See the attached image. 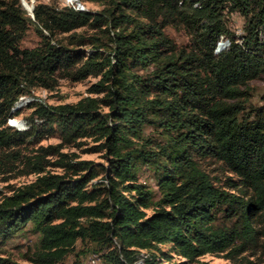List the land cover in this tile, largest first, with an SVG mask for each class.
<instances>
[{"label": "trees", "instance_id": "1", "mask_svg": "<svg viewBox=\"0 0 264 264\" xmlns=\"http://www.w3.org/2000/svg\"><path fill=\"white\" fill-rule=\"evenodd\" d=\"M109 1L104 12L37 2L32 20L17 0L0 3V125L25 87H47L55 74L99 76L74 103L34 102L28 128L0 127L2 173L35 175L1 196V238L30 224L39 234L34 264L58 262L77 240L97 245L106 264H162L172 253L175 264L206 254L264 264V94L252 104L249 87L264 76V0ZM233 12L245 18L238 43L226 25ZM29 23L38 44L20 48ZM102 25L110 48L98 42L85 54L55 38ZM167 27L183 30L188 45L178 47ZM221 34L232 46L216 55ZM148 126L158 139L143 136ZM51 134L60 141L21 152ZM83 138L106 164L61 151ZM205 162L220 164L222 184ZM139 164L154 168L157 191L139 182ZM0 264L17 263L0 256Z\"/></svg>", "mask_w": 264, "mask_h": 264}, {"label": "rangeland", "instance_id": "2", "mask_svg": "<svg viewBox=\"0 0 264 264\" xmlns=\"http://www.w3.org/2000/svg\"><path fill=\"white\" fill-rule=\"evenodd\" d=\"M13 0H0V3L5 4ZM23 1L29 4V6L34 5L37 2L48 4L53 7H61L63 4L71 5L65 0H17L18 4L23 8ZM85 8V11L89 12H104L109 7H112V3L109 0L102 1H82L81 3ZM25 15H28L25 10ZM31 19V17L28 15ZM32 20V19H31ZM244 22L245 18L237 12H233L226 16V25L229 31L235 35L234 38L239 39L244 35ZM107 28L102 25L98 28H91L89 26H82L76 28L73 31L66 33H58L55 38L63 45L68 48L80 49L85 54L90 53L93 49L92 44L98 42L108 44L110 48V41L107 35ZM110 35H112V29H110ZM165 33L173 40V42L178 47H185L189 43V36L180 29H174L172 27H167ZM228 37L230 35L225 34ZM38 36L35 32L34 26L32 24H27V28L24 31L21 39L18 41L17 45L20 48H31L38 44ZM53 44V41L51 42ZM108 48L104 46L99 47L97 51L106 55ZM142 73V71H137ZM99 76L88 75L79 81H73L68 77L59 76L55 74L52 81L48 80L49 83L47 87H25L15 102L14 107L11 109L15 112L14 115L9 116L12 118L11 124L8 125L7 119L0 127L9 126V130L22 129L24 126L28 128L31 123L35 122V116L32 114L34 110V102H40L46 105H57L63 103H74L80 98L89 95L86 89L90 84L94 83ZM251 97L250 102L252 104H257L260 101V96L264 94V76L249 82ZM101 95V94H100ZM31 105H30V104ZM107 110V107H104ZM1 118V117H0ZM1 120V119H0ZM17 127V128H16ZM144 137H153L158 139L156 130L153 127L148 126L144 128ZM60 141L58 135H43L37 140L34 145H28L27 149L20 147L21 152L25 154H30L32 150L39 146L54 145ZM96 142L92 138H83L76 140L74 143L64 144L61 151L67 154L73 153L76 157L73 160H90L94 164L104 163L106 164L105 158L102 157V152H91L87 148H90ZM31 148V149H30ZM50 161L54 160L53 156H47ZM204 166L208 172L211 174H217L221 179L220 184L224 182L225 173L221 172L220 164L205 162ZM51 172H62V168L59 167H48ZM16 170L8 171L2 173L0 168V199L2 195H8L12 189L17 186L29 183L34 180L35 175H15ZM137 177L139 182L149 185L154 191H157V185L154 180V168L151 165L139 164L137 170ZM99 175L95 178L98 180ZM94 182V180H91ZM89 187V186H88ZM150 213V210H148ZM39 234L36 232L30 224H26L18 232L10 236L9 238L2 239L0 236V256L7 257L11 261L17 264H34L32 259L37 251ZM161 250H169V245L164 244L159 246ZM102 251H99L97 245L90 243L88 241H76L74 244V249L68 254L64 255L58 262L54 264H106L104 260L100 257ZM99 255V256H98ZM96 258L94 263H91L92 258ZM178 261V257L172 253V257L162 261V264H175ZM192 264H237L228 259H225L222 255H210L206 254L201 256L197 261Z\"/></svg>", "mask_w": 264, "mask_h": 264}, {"label": "built area", "instance_id": "3", "mask_svg": "<svg viewBox=\"0 0 264 264\" xmlns=\"http://www.w3.org/2000/svg\"><path fill=\"white\" fill-rule=\"evenodd\" d=\"M67 3H70L71 5L68 4H63L62 6H71L73 9L78 10V11H85V8L83 7V5L81 4V2L79 0H74L73 2H69L68 0H65ZM31 6L33 7L32 3ZM235 42L238 43L240 42L239 39H235ZM232 46V39L230 37H228L225 34H221L219 35L215 47H214V54L218 55L224 51H228ZM238 56V51L237 52H233L232 53V57H229V60L232 59H236ZM11 121H13V119L8 118L7 119V123L8 125L14 126V124H11ZM17 128V127H16ZM18 129V128H17ZM96 260V258H92L91 259V263H94V261ZM141 262V261H140Z\"/></svg>", "mask_w": 264, "mask_h": 264}, {"label": "water", "instance_id": "4", "mask_svg": "<svg viewBox=\"0 0 264 264\" xmlns=\"http://www.w3.org/2000/svg\"><path fill=\"white\" fill-rule=\"evenodd\" d=\"M24 10H26L27 14L31 17V19H33L32 17V6L30 5L29 8H24Z\"/></svg>", "mask_w": 264, "mask_h": 264}, {"label": "bare ground", "instance_id": "5", "mask_svg": "<svg viewBox=\"0 0 264 264\" xmlns=\"http://www.w3.org/2000/svg\"><path fill=\"white\" fill-rule=\"evenodd\" d=\"M69 2H73L74 0H68ZM29 8V4L23 1V8ZM65 8V7H64Z\"/></svg>", "mask_w": 264, "mask_h": 264}]
</instances>
